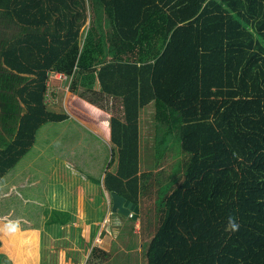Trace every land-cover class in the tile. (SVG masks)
Masks as SVG:
<instances>
[{
    "label": "trees",
    "instance_id": "1",
    "mask_svg": "<svg viewBox=\"0 0 264 264\" xmlns=\"http://www.w3.org/2000/svg\"><path fill=\"white\" fill-rule=\"evenodd\" d=\"M88 1L0 0V183L43 125L68 118L47 107L50 71H96L124 107L111 119L110 194L138 203L140 112L151 103L187 156L156 199L145 263L264 264V0H95L111 28L105 62L94 19L79 46ZM51 215L48 225L70 222Z\"/></svg>",
    "mask_w": 264,
    "mask_h": 264
},
{
    "label": "crops",
    "instance_id": "2",
    "mask_svg": "<svg viewBox=\"0 0 264 264\" xmlns=\"http://www.w3.org/2000/svg\"><path fill=\"white\" fill-rule=\"evenodd\" d=\"M91 2L96 4L88 1V13ZM66 84L51 80L56 101L47 107L68 118L43 125L31 150L18 162L19 168L1 180L0 264H146L145 251L154 236L148 228H157L156 195L164 168L163 164L154 167L152 155L144 153L142 146L144 128H153L154 104L140 112L139 213L136 218L122 216L112 211L111 196L103 183L107 172L117 171L115 158L111 164L115 150L111 119H124L122 100L102 91L96 71L75 74L69 88ZM42 129L44 136L40 137ZM6 137L8 141L12 138ZM57 147L58 154L47 158L46 151ZM65 149H69V159L58 161L64 171L58 169L60 178L53 180H58L61 189L47 200L42 190L44 164L46 160L53 163L54 155L61 160ZM54 212L69 214L70 222L48 225L46 213ZM152 213L155 220L150 218Z\"/></svg>",
    "mask_w": 264,
    "mask_h": 264
},
{
    "label": "rangeland",
    "instance_id": "3",
    "mask_svg": "<svg viewBox=\"0 0 264 264\" xmlns=\"http://www.w3.org/2000/svg\"><path fill=\"white\" fill-rule=\"evenodd\" d=\"M95 3L96 4L91 2V5L89 6V13L88 14H90V15H89V18H88L86 25L82 29L81 38L79 41V46H80V44L84 45V42L86 41V37L88 36V34L92 35V27L94 25L93 24V19H94L96 25L98 26V30L102 36V39H103V43H104L103 44V50L105 52V56H104V59L103 60L101 59V60L105 62V61H108L114 57L113 56L112 40H111V32H110V26H109L110 24H109L107 16H105L106 14H105L104 10L98 5L97 1H95ZM91 35H90V39H89L90 42L92 40ZM93 39H95L94 35H93ZM98 46L99 45H97L96 47H98ZM100 50L101 49H99V51ZM76 51H75V53H77ZM77 54H79V53H77ZM71 90L73 92L74 88H71ZM47 104L51 105V103H47ZM152 123H153V128L151 130L149 127H146L143 130L142 146H143V152L144 153H147V155L150 153L152 155L153 163L155 164L154 167H157V166H160L163 164L164 168L159 173L160 178L158 179V186H159V190L161 192L156 195V198L159 197V199H160L161 197H163V195L165 193L168 192L169 188L172 185L176 184L177 177H179L183 171L182 162L184 159H187V156L183 155V153L181 152L179 143L175 141V137H176L175 135H168L167 137H165L164 132H163V128H161L155 120ZM43 129L39 133L40 137L44 136ZM60 137L64 138L63 135H61ZM56 143H58V141ZM146 148H149V150H146ZM35 152H36V150H33V152L30 154L29 157L32 158L33 154ZM62 152H64V153L61 154V160H60V157H58V155H54V158L52 159L53 163H51L50 161H47L45 159L46 164H44V168H43L44 171H43V177L42 178L44 181H43L42 190L44 191L45 198L47 200L52 199L51 195L54 192H57V194H58V190L61 189V187L58 186L59 185L58 180H57V182H53V180L56 178H60V174H58V169L61 171H64L63 169L58 167V164L63 162L64 159L67 160L68 154H69V149H67V150L65 149L64 151L62 150ZM108 152H109V150H108ZM50 154H58V147L55 149L52 148L51 151L50 150L46 151L47 158H48V156H50ZM110 158H111V151H110ZM58 161H59V163H58ZM19 166L20 165H16L13 169L14 170L18 169ZM173 174L175 175L174 177H172ZM47 191H50V192H47ZM47 195H48V198H47ZM40 196L43 197V193ZM153 211H154V208H153ZM122 216H124V215H122ZM154 216L152 213L150 215V218L152 219V217H153V219H154ZM55 217H56V215H51V218H55ZM156 222H157L156 224L158 227V218H157ZM156 229L157 228H155V226H153V227L149 226L148 233L154 234Z\"/></svg>",
    "mask_w": 264,
    "mask_h": 264
},
{
    "label": "water",
    "instance_id": "4",
    "mask_svg": "<svg viewBox=\"0 0 264 264\" xmlns=\"http://www.w3.org/2000/svg\"><path fill=\"white\" fill-rule=\"evenodd\" d=\"M110 196L112 200V211L114 213L124 216L133 215V217L136 218L139 213V208L136 206V204L116 193H111Z\"/></svg>",
    "mask_w": 264,
    "mask_h": 264
},
{
    "label": "built area",
    "instance_id": "5",
    "mask_svg": "<svg viewBox=\"0 0 264 264\" xmlns=\"http://www.w3.org/2000/svg\"><path fill=\"white\" fill-rule=\"evenodd\" d=\"M74 76H68L64 73H59L56 71H50L49 75H48V81H47V93H46V102L47 103H54L56 101V99L52 96L53 95V90L50 86V82L52 79H57L60 80L62 82H65L68 84V88L70 86V83L72 82ZM67 88V89H68Z\"/></svg>",
    "mask_w": 264,
    "mask_h": 264
},
{
    "label": "clouds",
    "instance_id": "6",
    "mask_svg": "<svg viewBox=\"0 0 264 264\" xmlns=\"http://www.w3.org/2000/svg\"><path fill=\"white\" fill-rule=\"evenodd\" d=\"M228 226H229L233 231L238 230L239 225H238V223L236 222L235 217H231V216L229 217V219H228Z\"/></svg>",
    "mask_w": 264,
    "mask_h": 264
}]
</instances>
